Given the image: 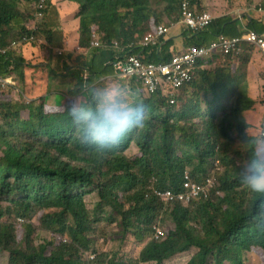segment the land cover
I'll list each match as a JSON object with an SVG mask.
<instances>
[{"label":"trees","instance_id":"1","mask_svg":"<svg viewBox=\"0 0 264 264\" xmlns=\"http://www.w3.org/2000/svg\"><path fill=\"white\" fill-rule=\"evenodd\" d=\"M38 1L0 0V46L32 34L44 37L49 49L61 41L47 24L51 3L39 18L34 11ZM181 1L67 0L78 8L83 52L94 34L106 46L95 49L89 61L80 54L63 61L89 72L90 81L114 76L113 64L121 53L109 44L118 41L145 63L168 62L178 54L167 51L171 41L161 40L167 51L162 54L157 47L139 45L159 26L179 23ZM192 4L197 12L204 10L203 0ZM236 16L215 18L198 33L184 30L185 48L240 36ZM247 28L263 34L264 21L250 19ZM252 48L262 55L243 43L239 54L199 60L195 76L176 92L174 104L160 91L145 95L140 79L125 80L142 93L148 119L104 159L80 144L68 109L72 100L53 106L39 92L28 94L32 100L26 102L23 95L10 98L0 89V264H162L188 254L186 264H251L252 258L264 264V231L250 224L253 194L239 179L254 137L247 134V114L255 105L246 75L254 62ZM15 53L0 56V73L24 82L26 63ZM132 145L137 152L127 156ZM216 164L221 168L219 194L177 199L190 195L185 184L207 180ZM151 184L170 191L174 202L159 201L148 192ZM93 192L98 203L90 211L85 197ZM18 218L26 223L15 227L10 220ZM163 218L169 222L166 237L150 240L152 226ZM110 227L137 242L138 257L118 251L99 253L95 262H87L84 252L96 254L95 242ZM42 234L47 236L40 241Z\"/></svg>","mask_w":264,"mask_h":264},{"label":"clouds","instance_id":"2","mask_svg":"<svg viewBox=\"0 0 264 264\" xmlns=\"http://www.w3.org/2000/svg\"><path fill=\"white\" fill-rule=\"evenodd\" d=\"M49 2L51 3V0ZM25 46L37 45H24L12 52L19 51ZM105 46L106 43H104V47ZM94 51L95 49H91L89 47L85 52L77 51L76 53L87 56L89 53H93ZM61 52L63 54L64 50ZM260 52L262 53V51ZM262 55L264 57L263 53ZM85 72L88 74V80L86 83L83 80V75ZM2 76L3 78H7L11 81L10 76ZM125 80L127 79H120L114 74V76H108L100 81L91 83L89 72L83 70L81 74V94L77 97H74L72 102L68 104L72 125L78 134L77 138L80 144L83 148L93 153L99 159L106 158L109 154L117 150L130 135L140 129H143L148 119V106L141 99L139 92L124 82ZM131 80L127 81L130 83ZM7 87L14 88L16 87V83L11 81L10 85L0 87V89L5 90ZM145 95L147 94L145 93ZM24 99L26 102H30L32 100L26 96H24ZM220 171L221 168L219 164H216L213 173L201 185L207 186L208 180H212L213 184L212 186L207 187V195L202 194L200 196L208 198L211 196L212 191H215L216 194H219V192L216 191V180L218 179V172ZM239 179L244 188L249 193L253 194L249 215L250 224L256 231H264V132L252 137L251 155L242 166L239 172ZM148 187V192L153 194V184ZM158 200L161 201L159 198ZM161 202L165 204L173 203L163 201ZM18 219H16L14 225L20 226L26 223V220L23 219L24 222L19 224ZM154 227H158L162 230L159 224H154L151 229L152 235L150 236V240H163L167 233L162 231L163 235L156 239L153 230ZM95 255L97 256V259L98 255ZM180 257L182 256L179 255L175 259ZM189 258H182L184 260V264L188 262L187 260ZM87 262L89 261L87 260Z\"/></svg>","mask_w":264,"mask_h":264},{"label":"built area","instance_id":"3","mask_svg":"<svg viewBox=\"0 0 264 264\" xmlns=\"http://www.w3.org/2000/svg\"><path fill=\"white\" fill-rule=\"evenodd\" d=\"M49 1L39 0L36 3L34 11L37 17L42 18L44 16V11L47 9ZM192 1H181L179 23L185 27L188 33H198L209 27L214 18L208 11L197 12L193 8ZM167 31V27L163 25L159 26L155 33L147 34L140 42V45L142 47L159 46L160 40L166 35ZM243 43L255 46L264 54V34L260 35L249 29H246L245 33L240 36L230 40L220 38L217 41L211 42L208 46H191L184 52L174 55L168 63H145L139 55L127 53L118 41H112L109 46L114 51L121 53L113 64L116 77L127 80L140 79L142 80L143 88L147 95L156 94L160 91L164 97H169L170 104H174L176 92L187 85L195 76L199 60L206 59L211 55L227 56L233 53L239 54ZM24 45L46 46L47 42L44 38L34 34L25 35L11 42L8 46H0V56H5ZM101 47H104L102 39L97 34L92 35L90 48L98 49ZM58 54L61 55L62 52L59 51ZM83 80L85 83L88 80V74L86 72L83 75ZM10 84L11 81L3 78L0 74V87H5ZM212 184V180L207 181V186H202L199 183L185 184L187 188H190V195L183 193L178 195L177 199L181 202H187L191 195L193 197L202 194L207 195V187L212 186ZM152 190L153 194L163 202H174L175 200V196L170 191H161L154 188ZM18 222L22 224L24 220L18 219ZM153 230L156 239L163 235L160 228L154 227ZM96 257L95 254H90L87 260L92 263L96 261Z\"/></svg>","mask_w":264,"mask_h":264},{"label":"crops","instance_id":"4","mask_svg":"<svg viewBox=\"0 0 264 264\" xmlns=\"http://www.w3.org/2000/svg\"><path fill=\"white\" fill-rule=\"evenodd\" d=\"M53 1V0H52ZM51 1L52 8H56L55 3ZM63 0L58 1V8L61 10L60 4H62ZM69 3V2H68ZM70 4V3H69ZM207 2H204V6H207ZM57 9V8H56ZM77 10V9H76ZM52 12V10H51ZM260 11H256L257 14ZM51 14V13H50ZM54 15L59 18L58 20V26H53L52 23L49 21L51 20ZM50 15L48 17L47 24L52 29V31L61 32L58 33V37H61V41L56 44L54 47L50 46V49H43L42 47L39 48L37 46H25L21 50L16 51L15 57L22 59L26 63V69H25V80L24 82L18 81L16 76H10L11 81L16 83V87L14 90L21 91L22 94L26 97H28V94L37 95L39 92L43 94V97H45V102L56 106L60 105L62 103H68L70 100H73L74 97H77L80 95V91L78 88L80 87L82 89V81H81V74L83 70L76 68L71 65L69 60L63 61V57L67 55H77V53L74 52H64L62 55H58V51H63L65 44L67 43V40H72L77 42L78 40V26L79 21L75 18L71 21H68L65 23L64 15L58 16L57 12ZM237 15L236 19V29L239 31V33L243 34L245 33L247 28V25L250 23V19L256 20L258 22H263V17L258 18L257 15H251L248 16L247 12L242 13L241 16H238L237 13H235V16ZM247 15V16H246ZM246 16V17H245ZM174 29H179L177 35L180 36L178 39L175 36L169 37L168 34L173 31ZM185 30L184 26L179 24H175L172 27L168 28V31L166 35L162 38L166 43L171 41L172 46L168 48V52H176L178 54L184 52L187 48L184 46V38L182 36L183 31ZM161 39V40H162ZM160 40V46H150V47H142V48H155L157 47V50L162 53H166L163 50L164 44H161L162 41ZM141 46V45H139ZM140 53H143V50L140 51ZM145 57L149 55V53L145 54L143 53ZM92 53H89L86 59L87 61L90 60ZM174 56V55H173ZM170 61V60H169ZM168 61V62H169ZM165 62V63H168ZM78 69V70H77ZM45 71V76H43V72ZM103 78H101L102 80ZM97 79L94 81H91V83H95ZM90 83V84H91ZM71 103V102H70ZM249 114L247 115V121L249 122L251 129L253 122L249 120Z\"/></svg>","mask_w":264,"mask_h":264},{"label":"rangeland","instance_id":"5","mask_svg":"<svg viewBox=\"0 0 264 264\" xmlns=\"http://www.w3.org/2000/svg\"><path fill=\"white\" fill-rule=\"evenodd\" d=\"M58 1L59 0L52 1L53 3H55L56 8H57V9L56 8L51 9L53 15L54 13L57 12L58 16L64 15L63 17L65 18L64 19L65 23L68 21L72 22V20L75 18L76 12H78L77 6L71 3L69 4L67 0H63L62 1L63 6L59 2L60 8H61V10H59L57 6ZM203 1L208 3L207 6L204 7V10L208 11L213 16V18H219L223 16H235V13H237L238 16H241L242 13L247 12L248 16L257 15L258 18L261 16L264 19V0H203ZM32 10H34V8ZM256 11H260V12L256 14L255 13ZM58 20L59 18H57L54 15V17L49 21L52 23L53 26H58L59 24ZM178 31L179 29H174L168 34V36L171 37V36L176 35V38H174L176 40L180 38V36L177 35ZM58 33H61V32H57L55 33V35ZM41 47L46 50L49 48V44L44 47L40 46L39 48ZM252 49H253L252 54L254 57V62L251 63L246 68V75H247L248 84L250 87V96L255 101V105L252 111H250L249 120L253 122V124H252L251 129L247 130V134L250 136H256L264 130V57L260 55L254 48ZM83 50L85 49H82L79 47L78 40L77 42L72 41V40H67V43L65 44V47H64L65 53L67 51L68 52L74 51V53H76L77 51L80 52ZM43 76H45V71L43 72ZM96 79H97L96 82L101 80L98 78ZM14 89L15 87L14 88L7 87V89L1 90V91H4L5 93H7V95L10 98H14V97L16 98L19 95H23L22 90H21L22 92L21 91L17 92ZM139 94L142 97V93L139 92ZM23 98H24V95H23ZM205 108H206V105L204 104L203 109L205 110ZM136 152H137V148L135 147V145H132L131 148L127 151V156H132ZM212 173H213V170L210 172V175ZM97 203H98V197L95 192L90 193L88 194V196H86V205L90 211H93L96 208ZM10 222L14 224L16 221L10 220ZM168 223L169 222L165 220L164 218L160 219L157 222V224H159V226L162 228V231L164 233L168 232V228H169ZM17 226L19 225H15V227ZM106 232H107V234L105 235L106 237H104L103 234H100L101 237L99 238V240L95 242L96 243V246H95L96 254H98V256H99V253L111 255L115 252L123 251L126 254L129 253L128 258L135 259L138 257L141 248L139 247V245H137V242H131V240H133L130 238L131 236H129L126 239H123V237L119 234L118 229L112 228V227L107 228L105 233ZM46 236H47L46 234H42L40 241L44 240ZM145 244L146 242L142 244V247H144ZM90 253L92 252L90 251L84 252V257H88V254ZM190 256L191 254H188L185 257L189 258ZM182 258L184 257H180L178 259L172 258L169 261H166L162 264H184V260ZM251 264H257V262L255 261V258H252Z\"/></svg>","mask_w":264,"mask_h":264}]
</instances>
